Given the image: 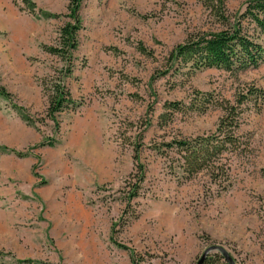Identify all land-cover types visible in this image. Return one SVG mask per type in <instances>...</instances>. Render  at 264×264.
<instances>
[{
	"label": "rangeland",
	"instance_id": "1",
	"mask_svg": "<svg viewBox=\"0 0 264 264\" xmlns=\"http://www.w3.org/2000/svg\"><path fill=\"white\" fill-rule=\"evenodd\" d=\"M68 2L0 0V84L10 93L0 96V264H196L211 245L236 264H264V99L240 105L250 149L231 156L226 189L205 171L177 181L152 146L213 131L223 113L214 103L264 90V60L160 75L187 35L221 28L198 0H82L64 76L65 61L45 47L57 45ZM243 2L225 0L229 13ZM59 79L75 106L57 113V130L46 111ZM205 97V111L159 118L164 102ZM45 139L53 144L39 146ZM136 145L146 177L128 203ZM215 253L207 264H228Z\"/></svg>",
	"mask_w": 264,
	"mask_h": 264
},
{
	"label": "trees",
	"instance_id": "2",
	"mask_svg": "<svg viewBox=\"0 0 264 264\" xmlns=\"http://www.w3.org/2000/svg\"><path fill=\"white\" fill-rule=\"evenodd\" d=\"M212 19L219 25L217 30H200L187 35L186 39L176 44L168 54L165 69L160 75L170 71L180 72L186 68L185 73L191 74L206 68H222L227 71H240L247 67L257 66L264 60V0H244L243 9L229 13L225 0H198ZM82 0H69L63 16L67 20L59 31L57 45L45 47L65 61L64 76L70 73L71 59L78 48L77 33L82 27L79 9ZM55 16V15H54ZM141 52L144 53L143 49ZM154 76H152L153 78ZM0 96L9 99L10 93L0 84ZM263 100L264 90L249 87L246 93H240L235 104L227 100L219 101L214 105L222 109L216 128L208 133L195 136L175 137L159 143H154L153 149L163 158L165 168L177 181L188 180L198 173L205 171L209 179L218 187L226 189L233 184L231 173V156L237 153L248 152L250 147L247 139L239 134L242 111L240 105L248 99ZM203 105L183 107L176 101L163 103L165 111L160 114V120L166 123L171 119L170 113L184 109L205 111L212 101L205 97ZM69 90L65 87L63 79H59L53 87L46 116L58 130L59 123L56 115L64 108H74ZM24 118L30 120L25 109L19 107ZM170 110V111H169ZM46 141V143H45ZM52 145V139H45L39 143ZM135 182L126 193L129 203L139 195V190L145 181V166L140 160L139 145L134 153ZM116 225H112L110 233L113 235ZM123 248H126L123 245ZM130 255L132 251L130 250ZM215 256L222 255L215 253ZM206 257L203 264H207Z\"/></svg>",
	"mask_w": 264,
	"mask_h": 264
},
{
	"label": "water",
	"instance_id": "3",
	"mask_svg": "<svg viewBox=\"0 0 264 264\" xmlns=\"http://www.w3.org/2000/svg\"><path fill=\"white\" fill-rule=\"evenodd\" d=\"M211 251H216L219 252L223 258L225 259V261L228 264H236L234 259L230 256V254H228V252L220 245H211L209 247H207L201 254V256L199 257V259L197 260L196 264H203L205 258L207 257L208 253Z\"/></svg>",
	"mask_w": 264,
	"mask_h": 264
}]
</instances>
